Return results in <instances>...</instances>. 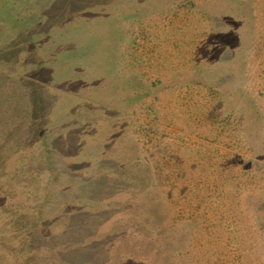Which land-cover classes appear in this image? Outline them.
I'll use <instances>...</instances> for the list:
<instances>
[{
    "label": "rangeland",
    "instance_id": "obj_1",
    "mask_svg": "<svg viewBox=\"0 0 264 264\" xmlns=\"http://www.w3.org/2000/svg\"><path fill=\"white\" fill-rule=\"evenodd\" d=\"M0 28V264H264V0H0Z\"/></svg>",
    "mask_w": 264,
    "mask_h": 264
},
{
    "label": "trees",
    "instance_id": "obj_2",
    "mask_svg": "<svg viewBox=\"0 0 264 264\" xmlns=\"http://www.w3.org/2000/svg\"><path fill=\"white\" fill-rule=\"evenodd\" d=\"M6 7V6H5ZM6 22H7V20H6ZM2 28V27H1ZM1 28H0V30H1Z\"/></svg>",
    "mask_w": 264,
    "mask_h": 264
}]
</instances>
